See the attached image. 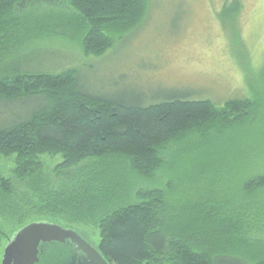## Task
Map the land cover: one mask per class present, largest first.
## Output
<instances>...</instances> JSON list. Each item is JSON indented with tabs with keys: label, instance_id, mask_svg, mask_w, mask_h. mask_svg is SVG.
Segmentation results:
<instances>
[{
	"label": "trees",
	"instance_id": "1",
	"mask_svg": "<svg viewBox=\"0 0 264 264\" xmlns=\"http://www.w3.org/2000/svg\"><path fill=\"white\" fill-rule=\"evenodd\" d=\"M147 9L148 0H0V160H13L14 178L0 168V215L15 231L43 219L75 229L109 264H264V171L242 165L264 119L257 100L115 99L91 93L69 60H13L57 37L103 56Z\"/></svg>",
	"mask_w": 264,
	"mask_h": 264
},
{
	"label": "rangeland",
	"instance_id": "2",
	"mask_svg": "<svg viewBox=\"0 0 264 264\" xmlns=\"http://www.w3.org/2000/svg\"><path fill=\"white\" fill-rule=\"evenodd\" d=\"M143 19L103 56H85L77 42L57 37L30 42L13 60L29 69L57 68L56 57L69 60L83 85L103 97L149 103L182 94L217 104L250 98L264 107V0H148ZM108 73L113 77L105 78ZM249 134L257 142L248 161V148L237 145L246 154L242 165L260 162L257 171H264L263 118ZM0 168L13 178L11 158H2ZM12 221L0 215V259L18 228Z\"/></svg>",
	"mask_w": 264,
	"mask_h": 264
},
{
	"label": "water",
	"instance_id": "3",
	"mask_svg": "<svg viewBox=\"0 0 264 264\" xmlns=\"http://www.w3.org/2000/svg\"><path fill=\"white\" fill-rule=\"evenodd\" d=\"M1 264H109L92 242L50 220L31 222L7 240Z\"/></svg>",
	"mask_w": 264,
	"mask_h": 264
},
{
	"label": "flooded vegetation",
	"instance_id": "4",
	"mask_svg": "<svg viewBox=\"0 0 264 264\" xmlns=\"http://www.w3.org/2000/svg\"><path fill=\"white\" fill-rule=\"evenodd\" d=\"M1 260H2V258H1ZM1 260H0V264H1Z\"/></svg>",
	"mask_w": 264,
	"mask_h": 264
}]
</instances>
